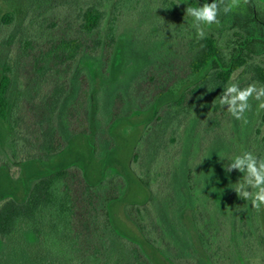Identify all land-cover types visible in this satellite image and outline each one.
<instances>
[{"label": "trees", "instance_id": "16d2710c", "mask_svg": "<svg viewBox=\"0 0 264 264\" xmlns=\"http://www.w3.org/2000/svg\"><path fill=\"white\" fill-rule=\"evenodd\" d=\"M189 1L196 3L195 0ZM198 1L202 5L212 2ZM140 2L141 0H85L82 4H77L76 10L68 12L69 16L63 24L67 33L60 37L54 34V38L48 40L43 47L23 39V33L16 28L14 13H6L2 17L1 27L7 33L0 37V47H17L23 61L34 69L42 83L48 85L44 88L45 93L36 112L34 127L40 139L34 159L55 157L65 150L69 138L77 134H88L86 120L91 114L93 84L83 72L76 79L75 66L83 58L95 60L99 63L102 74L110 75L117 54L120 21L128 13L135 11ZM111 3H114L112 18L107 33L104 34L103 26L108 14L103 7ZM67 4L68 2L63 6ZM65 9L69 10L67 7ZM158 10L160 23H166L169 28L166 37L158 42L151 41L155 50L150 52L149 66L133 80L130 86L132 94L125 98V102L122 98L117 101L115 113L108 117L111 125H107V121H99L98 134L100 133L101 145L110 143L107 130L121 117L120 114L128 113L130 106L140 111L158 109L151 122L148 137L134 151L132 170L145 184L147 176H150L152 185L148 186L159 192L161 186L165 187L169 182L172 170L179 167L182 161L188 160L187 165H191V168L189 167L186 183L191 208H180L177 213L186 240L183 243L186 245L183 246L193 254L197 250L212 249L220 234L223 214H226L224 207H220L214 198L215 180L206 183L204 179L197 178L200 174L196 172V168H201L202 161L210 155L209 168L214 169H211L215 172L213 174L220 175L222 182L239 172L233 170L229 173L224 170L225 173H221L215 167L213 146L216 132L222 127L225 117V109L218 102L219 96L238 71L264 86V67L250 63L256 56H264V0H250L248 5L242 4L229 14L222 11V30L230 32L235 39L232 55H228L214 37L197 39L196 34L187 32L183 26H171L178 12L172 0H159ZM59 53L63 54V59L57 61L55 57ZM14 72V62L9 57L0 74V119L16 135L20 123L19 106L17 103L11 104L9 98ZM73 84L75 93L69 100ZM166 96H170L172 100L161 106L160 103ZM197 108H202V112L190 132V139L192 143L204 140L202 155L199 157V152H195L196 147L191 146L187 150V142L181 136L182 128L191 122ZM59 113L62 115L60 125L57 122ZM260 121L264 124V110ZM20 142L14 138L11 143L14 160H17L16 146L22 145ZM218 160L225 169L228 165L226 157ZM194 188L199 189L197 196L193 193ZM185 189L183 187L181 192L184 193ZM123 190L124 181L120 177L96 187L87 184L77 169H59L34 182L23 201L0 200V238L8 239L16 235L19 226L25 223L38 237L44 238L45 244L50 248L55 250L61 244L64 246L63 250H76L89 256L92 261H100L106 255L104 250H109L117 242L111 235L108 205L118 199ZM231 190L229 187V199ZM202 206L214 214L217 220L215 224L212 225L208 214V220L202 226L201 223L205 222L201 214ZM128 216L147 241L157 249H171L173 239L168 238L153 223V215L146 208H130ZM237 216L241 221L240 229L235 227ZM225 219L228 220L226 216ZM248 220L247 212L242 211L235 213L233 225L231 220L227 221L230 225L227 238L229 250L234 246L241 250L244 247L247 249V244V247L250 246L254 232ZM260 238L264 245V234L260 233ZM126 247L133 264H152L138 246ZM217 250L221 249L218 247ZM189 258L182 256L175 261L176 264H185Z\"/></svg>", "mask_w": 264, "mask_h": 264}, {"label": "rangeland", "instance_id": "374dc122", "mask_svg": "<svg viewBox=\"0 0 264 264\" xmlns=\"http://www.w3.org/2000/svg\"><path fill=\"white\" fill-rule=\"evenodd\" d=\"M84 1L0 0V37L7 33L1 27V19L6 13L12 12L16 16V28L25 37L23 39L34 43L35 46L43 47L48 40L54 38V34L60 37L67 33L63 29V24L69 16L68 12L76 10L77 4H82ZM172 1L176 4L178 12L171 26L177 24L183 26L187 32L196 34L191 27L192 18L185 16L186 8L202 6V4L198 0H195L196 3L189 0ZM67 2L68 4L63 6ZM158 2L159 0H141L138 8L128 13L120 21L117 54L110 75L102 74L100 65L95 60L83 58L76 64L74 70L76 79L83 72L88 75L87 78L93 84L91 87V114L86 120L89 132L69 138L65 150L50 159L33 158L37 156L38 140L40 139V135L34 127L35 120H37V107L45 93L44 88L48 85L42 83L34 69L23 61L18 54L17 47H0V74L9 57L14 62L15 72L12 77L9 98L11 104H18L20 120L17 134L14 135L8 124L0 119V200L23 201L34 182L59 169H77L87 184L96 187L107 184L116 177H120L124 181L123 192L118 199L108 205L111 235L117 242L113 247H109V250H104L106 255L100 261L95 259L92 261L89 256L76 250H63L64 246L62 247L61 244L54 250L45 244L44 238L38 237L25 223H22L16 235L8 239L0 238V264H133L127 245L138 246L152 264H176L175 259L182 256L190 257L185 264H264V245L260 238V233L264 234V206L257 211L251 207L250 201L245 203V200L240 198L232 188L243 176V173L238 172L234 177L223 182L220 180V175L213 174L215 172L209 168L210 155H207L202 161L201 168H196V172L200 174V176L197 175V178L204 179L206 183L215 180L214 198L220 207H224L223 211L225 210L226 214H223L220 234L211 250H197L192 254L190 250L184 248L186 244L183 243H186V240L177 211L183 207L191 208L186 183L189 167L191 168V165H187L188 160L182 161L179 167L172 170L169 182L167 181L165 187L161 186L159 192L153 187L151 188L150 185L148 186V184L152 185L150 176H147V184H145L132 170L134 151L148 137L157 108L140 111L130 106L127 116L124 115L125 113L120 114L121 117H118L113 122L112 128L107 130L110 143L104 146L100 144L99 121H107V125H111L112 122L108 117L115 113L117 101H121L122 98L125 102V98L132 94L130 86L133 80L151 62L150 52L155 50V45L150 44L151 41L157 40L155 42H158L166 37L169 28L166 23H160ZM113 5L114 3H111L103 7L108 14L103 26L104 34L107 33L112 18ZM218 19L221 23L222 11ZM220 23L205 26V36L214 37L219 46L228 55H232L235 39L230 32L222 30ZM55 24L60 25L56 26ZM55 59L60 61L63 59V54H57ZM250 63L264 67V56H256ZM82 79L84 80L85 77L83 76ZM232 82L238 83L241 88L253 83L258 87L261 86L254 82L249 75L243 76L242 71H238L234 75ZM74 93L75 85L73 84L69 100ZM171 100L170 96H166L160 105ZM250 103L252 109L245 113L247 123L233 118L228 113L226 105L223 108L225 117L222 127L216 132L215 145L213 146L215 167L221 173H225L224 167L218 162V159L222 157H226L228 164L234 156L245 151L253 152L257 157L264 158V124L260 121L262 110L257 109V101L251 100ZM122 111L121 109V113H123ZM201 112L202 108H197L191 122L181 130V136L187 142V150L191 149V146L196 147L195 152H199V154L197 153L198 157L202 155L201 146L204 144V140L200 139L192 143L190 132ZM61 116V113L57 114L59 125ZM100 124L104 125L102 122ZM14 138L19 139L22 143V145L16 146L17 160L13 158L14 150L11 144ZM183 187L186 188L184 193L181 192ZM229 187L232 188L230 199L228 197ZM193 190L197 196L199 189L194 188ZM130 208H146V211L153 215V223L155 222L154 224L163 230L168 238L173 239L170 250L157 249L147 241L129 218L128 210ZM242 211L247 212L249 226L254 232L250 239L251 244L249 247L247 244V249L244 247L241 250L240 247L237 249L234 246L229 250L227 238L230 225L227 221H232L231 225H233L235 213ZM201 214L205 219L203 220L205 222L201 223L203 227L207 222L206 215L208 214L212 225L216 223L214 214H211L207 207L202 206ZM225 216L228 220L225 219ZM240 223L237 216L236 229L241 228ZM218 247L221 250H217Z\"/></svg>", "mask_w": 264, "mask_h": 264}, {"label": "clouds", "instance_id": "9594fccd", "mask_svg": "<svg viewBox=\"0 0 264 264\" xmlns=\"http://www.w3.org/2000/svg\"><path fill=\"white\" fill-rule=\"evenodd\" d=\"M249 3L250 0H212L202 6H188L185 16L192 18L191 27L195 30L197 39H203L206 35L205 26L220 23L218 17L221 11L229 14L242 4ZM251 100L258 102V110H264V86L258 87L253 83L241 88L238 83L230 81L223 88L218 102L222 108L227 106V111L233 118L247 123L245 113L252 109ZM233 170H238L243 176L232 188L240 198L250 201L251 207L259 211L264 206V158L245 151L234 156L225 166L226 172Z\"/></svg>", "mask_w": 264, "mask_h": 264}]
</instances>
